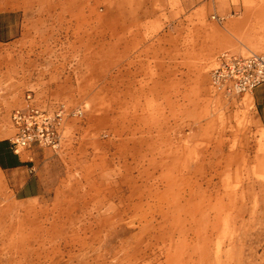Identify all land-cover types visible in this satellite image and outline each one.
I'll list each match as a JSON object with an SVG mask.
<instances>
[{
    "label": "rangeland",
    "instance_id": "374dc122",
    "mask_svg": "<svg viewBox=\"0 0 264 264\" xmlns=\"http://www.w3.org/2000/svg\"><path fill=\"white\" fill-rule=\"evenodd\" d=\"M226 53L264 54V0H0V142L29 101L64 111L21 153L36 196L0 167V264H264V130Z\"/></svg>",
    "mask_w": 264,
    "mask_h": 264
},
{
    "label": "built area",
    "instance_id": "2783aa9c",
    "mask_svg": "<svg viewBox=\"0 0 264 264\" xmlns=\"http://www.w3.org/2000/svg\"><path fill=\"white\" fill-rule=\"evenodd\" d=\"M213 77L215 84L230 94L253 91L264 82V54H223L214 69ZM63 112H49L31 101L14 109L12 122L15 135L11 139L12 151L21 154L35 145H55Z\"/></svg>",
    "mask_w": 264,
    "mask_h": 264
},
{
    "label": "crops",
    "instance_id": "0c3cea01",
    "mask_svg": "<svg viewBox=\"0 0 264 264\" xmlns=\"http://www.w3.org/2000/svg\"><path fill=\"white\" fill-rule=\"evenodd\" d=\"M252 98L264 130V82L252 91ZM8 149L12 151L11 145L9 146L7 143L0 144V156L3 162V165L0 163L1 169L8 173L14 182V187L23 198L36 196L38 192L35 191L33 177L29 175L33 173L34 168L22 158L21 154L12 151L10 157L5 156L4 152Z\"/></svg>",
    "mask_w": 264,
    "mask_h": 264
},
{
    "label": "trees",
    "instance_id": "16d2710c",
    "mask_svg": "<svg viewBox=\"0 0 264 264\" xmlns=\"http://www.w3.org/2000/svg\"><path fill=\"white\" fill-rule=\"evenodd\" d=\"M2 143L6 144L7 142H5V141L0 142V144H2ZM4 154H5V156L10 157V155L12 154V151L8 149L6 152H4ZM0 163L3 165L1 156H0Z\"/></svg>",
    "mask_w": 264,
    "mask_h": 264
}]
</instances>
